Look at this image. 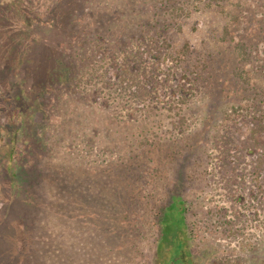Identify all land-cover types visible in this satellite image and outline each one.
<instances>
[{
	"label": "rangeland",
	"instance_id": "1",
	"mask_svg": "<svg viewBox=\"0 0 264 264\" xmlns=\"http://www.w3.org/2000/svg\"><path fill=\"white\" fill-rule=\"evenodd\" d=\"M4 1L0 264H160L177 232L168 264H264V0ZM137 155L121 236L125 205L78 178Z\"/></svg>",
	"mask_w": 264,
	"mask_h": 264
},
{
	"label": "trees",
	"instance_id": "2",
	"mask_svg": "<svg viewBox=\"0 0 264 264\" xmlns=\"http://www.w3.org/2000/svg\"><path fill=\"white\" fill-rule=\"evenodd\" d=\"M1 1V0H0ZM79 2V4L82 2L80 0H60V7H58V9H73V7H71V5L73 6V4H75L76 6L74 7L75 9H80V7L78 6L77 2ZM4 2H8V0L4 1ZM3 3V2H2ZM11 4H9V6H13L12 8H16V5H20L17 9H20L22 6V1L21 0H15V2H12V0L10 1ZM83 6V5H82ZM84 7H81V9H83ZM77 10L78 12L81 11ZM83 12V11H82ZM81 12V13H82ZM33 17V16H32ZM25 21V29H23V40H26L27 38V34L29 33V29L33 26L34 23L37 22H41V19L39 17H33V18H26L24 17ZM50 21V19H48ZM47 20V21H48ZM42 25V24H41ZM226 38H230L233 39L234 35L233 33H230V30L227 28L226 29V35L224 37V39L226 40ZM43 41V40H42ZM246 46V47H245ZM248 45H246V43L243 42H238L236 44V48H240L239 52L236 51V56L239 57V59L236 62V69L237 71L234 72L235 75H237L239 77V79L247 85H250V78L249 75L246 73L245 71V66L244 64L246 62H250L251 61V55H252V44L249 45V49L247 47ZM55 50H58V48H55ZM25 51V49H24ZM23 52L19 51V54L21 55ZM61 58V57H60ZM62 63H64L65 61L62 59L61 60ZM69 63L71 64V61L69 59ZM67 64V61H66ZM70 64H68L70 66ZM68 66V69L70 68ZM64 68V66H63ZM61 67V69L59 70L61 74H63V69ZM63 69V70H62ZM235 69V70H236ZM73 70V69H72ZM260 71H264V65L260 67ZM64 76V75H63ZM253 88V90H257L258 87L257 86H251ZM261 103H264V101L262 100ZM141 157L139 155L133 157H128L126 160H124L123 162H121V169H119V165H117V167L112 166L110 169H96L92 172L90 171H85L84 170V174H82L81 176L79 175L78 179H81L82 184H85L86 188H94L96 187L97 189L99 188V192L96 194L92 195V191L89 190V196L86 197L89 200H94V199H98V201H106V200H111L113 198H115L116 200L119 201L118 203V207L121 208V206L125 205V210H124V218L121 221V226L119 229V233L121 236H123V233H132V232H136L138 230L139 233L142 232V225H138L140 223V219H138V215L140 214V211L137 208H134L131 204H128V202H130V200L134 201L137 198V194L138 196L140 195V199L142 201L145 200L146 195L145 193H143V190H139V179L142 178V172L141 174L138 172L137 168L141 169L142 171H145V169H143V164L141 166V164L139 166H137V168L133 167L134 162L136 161H140ZM108 177L109 179L115 180L117 183L119 182V188H113L112 190H108V188H106V186L99 185L98 184V177H102L105 176ZM73 175H71L72 177ZM66 184H64V188L65 190H67V192L69 191V180H67L65 182ZM121 186V187H120ZM62 187V188H63ZM68 195V194H67ZM104 197L105 199L102 200L100 197ZM91 197V198H89ZM241 197H239L240 200ZM104 201V203H105ZM121 202V203H120ZM136 205L140 206V204L142 203H135ZM141 208V207H139ZM73 212V211H72ZM132 213L134 214L132 216ZM74 216L76 215H80L79 212H77L76 210L71 213ZM126 234V235H127ZM178 232L173 234L169 239L166 240V244H164V250L161 251V253L159 254V263L160 264H168V261L170 259V257L173 255L172 247L174 246L175 251L177 250V246L178 243L176 241H179L178 239ZM176 240V241H175ZM176 242V243H175ZM182 247H184V245H182ZM171 251V252H170ZM170 254V257L168 258V254Z\"/></svg>",
	"mask_w": 264,
	"mask_h": 264
}]
</instances>
